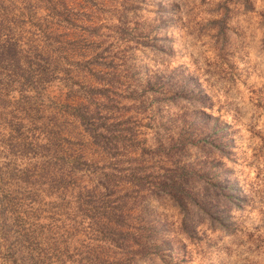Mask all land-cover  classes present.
<instances>
[{"label": "rangeland", "instance_id": "374dc122", "mask_svg": "<svg viewBox=\"0 0 264 264\" xmlns=\"http://www.w3.org/2000/svg\"><path fill=\"white\" fill-rule=\"evenodd\" d=\"M0 169L2 249L264 264V0H0Z\"/></svg>", "mask_w": 264, "mask_h": 264}, {"label": "trees", "instance_id": "16d2710c", "mask_svg": "<svg viewBox=\"0 0 264 264\" xmlns=\"http://www.w3.org/2000/svg\"><path fill=\"white\" fill-rule=\"evenodd\" d=\"M80 115V114H79ZM82 118V115L80 116ZM7 172H4L0 169V177L5 176ZM195 175L193 176H186L185 178H178L169 181L167 186H164L166 191L168 193V196L173 200V202L184 212V215L186 216V219L189 220L193 214L200 213L201 210H207V206L211 204V202H215L217 205L218 210H214V215L216 213L224 212V209L220 204V193L216 186L210 185V184H203L199 180L191 181L189 179H194ZM16 189H20L19 184L12 183ZM105 188V187H104ZM0 194H1V188H0ZM225 197L227 198V201L229 203H233V194L226 193ZM2 203V204H1ZM3 202L0 201V220L4 219L2 217L3 215ZM209 210V209H208ZM210 218V216H208ZM212 222L214 220L216 221H222V223L225 222V218L221 217L220 214L218 215V218H210ZM214 219V220H213ZM5 233L0 231V235H4ZM2 236H0L1 239ZM4 237V236H3ZM6 238V236H5ZM7 239V238H6ZM17 239V238H15ZM5 239H3L4 241ZM14 240L10 243L7 248H0V261L1 263H9V264H36V261L41 259V264H53L48 258H36V255L39 256H45L44 251L39 248V251H36L34 249H27L26 250H20L17 246L13 245ZM16 243V242H14ZM2 243H0V247ZM16 245V244H15ZM114 259V258H113ZM106 264H109L111 262L104 261ZM39 263V264H40ZM101 264V263H100Z\"/></svg>", "mask_w": 264, "mask_h": 264}]
</instances>
